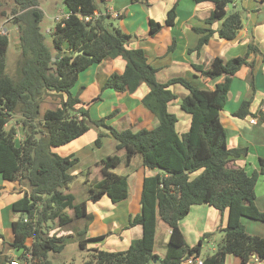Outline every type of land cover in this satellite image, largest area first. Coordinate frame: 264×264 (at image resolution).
I'll return each mask as SVG.
<instances>
[{
    "label": "trees",
    "instance_id": "16d2710c",
    "mask_svg": "<svg viewBox=\"0 0 264 264\" xmlns=\"http://www.w3.org/2000/svg\"><path fill=\"white\" fill-rule=\"evenodd\" d=\"M106 1L64 0L69 14L57 21L51 33L52 43L48 44L42 26L45 13L41 0H13L10 22L18 31L20 57L15 76H10L7 55L11 39L0 35V177L20 186L21 196L11 209L21 217L12 222L13 240L1 251L0 264H10L9 250L19 251L20 260L31 255L32 264H55L53 256L61 254L73 237L58 232L76 221L88 219L89 203L96 204L108 197L116 205L128 199L129 175L113 172L122 163L118 155L107 156L97 164L102 179L92 185L87 200L78 202L67 191L75 179L69 170L79 158L75 153L61 156L55 149L69 145L90 130L98 132L97 147L102 146L105 136H110L118 142L117 149L126 152L128 164L133 156L140 155L143 166L156 173L145 177L141 212L129 219L128 228L140 226L142 237L125 251L87 249L88 245L103 242L108 234L89 238L86 237L89 228H83L78 231L80 246L91 252L83 264H183L191 256H202L204 264H225L229 255L240 258L243 264L256 256L264 262V238L250 235L244 224L245 219L264 223V211L255 203L258 179L264 177V158L260 159L259 171L251 174L243 168H230L229 163L247 156L248 149L229 148L220 117L233 79L241 69L250 66L248 56L257 52V48L249 45L244 57L228 61L217 57L208 66L194 65L205 81L221 79L214 90L201 88L182 77L160 83L158 70L148 62L145 51L130 47L134 36L114 26L110 14L83 21L100 13L99 3ZM129 1L148 5L156 0ZM192 1L215 5L204 21L205 26L195 29L200 38L193 52L200 53L216 34L225 41L237 38L245 16L242 10L228 9L234 0ZM178 5L179 1L167 12L164 23L149 21L152 37L164 27L175 26ZM217 23L220 26L214 29ZM175 47L176 38L169 52ZM79 51L83 55L75 56ZM119 57L126 63L124 71L108 76L101 93L83 102L81 96L86 87L75 90L80 74L107 59ZM143 84L149 90L141 103L157 117L156 127L137 131L117 129L109 124L119 114L117 108L99 119L91 118L90 107L103 101L106 91L131 95ZM175 85L188 91L180 107L191 116V126L183 134L176 129L178 117L169 110L178 99L173 90ZM50 103H55L57 108H47ZM44 105L46 110L42 114ZM250 108L251 102L243 101L233 116L250 120L256 115ZM158 169H164L167 175ZM181 173L185 174L178 176ZM201 205L228 212L227 226L218 231L221 240L216 250L207 255H203L205 244L218 232L205 234L191 247L180 227L192 207ZM158 220L171 230L164 257L155 254ZM0 239H4L2 233Z\"/></svg>",
    "mask_w": 264,
    "mask_h": 264
},
{
    "label": "crops",
    "instance_id": "0c3cea01",
    "mask_svg": "<svg viewBox=\"0 0 264 264\" xmlns=\"http://www.w3.org/2000/svg\"><path fill=\"white\" fill-rule=\"evenodd\" d=\"M177 1H179V5L175 26L164 27L155 37H152L150 35L149 21L152 19L156 22L164 23L167 12ZM182 1L183 0H156L146 5L142 2L132 3L129 0H107L103 4L104 8L97 14H121V18L118 17L119 19L116 17L114 18V16L112 18L119 20V28H121L123 32L134 36V41L131 43L130 47L141 48L145 51L148 62L158 70L156 76L160 83H167L173 78L182 77L201 88L214 90L221 79L205 81L201 72L195 70L194 65L208 66L217 57L225 61L237 57H244L249 52V45L256 47L257 52H251L248 56L250 66L241 69L233 79L228 94V102L224 110L221 111L220 117L227 132L229 148L248 149L247 156L230 162L229 167L243 168L249 174L254 171H259L260 159L264 158V127L253 126L249 123V118L240 119L234 117L233 113L240 107L243 101L251 102L250 110L251 113L254 114L258 112L260 106L264 103V0H253V5L251 4L252 0H235L232 3V9H228L230 11L234 9L244 11L245 20L243 29L240 30L237 38L233 41L222 40L216 34L210 39L209 43L203 47L200 53L192 51L197 46L200 38V35L196 33L195 29L204 27L203 23L205 19L210 16L215 5L212 2L196 4L192 0L193 3L184 0V2L189 3L187 4L188 8H185V6L181 4ZM138 12L143 16V19L138 18ZM68 14L69 10L67 8L64 15ZM198 25L203 26L200 27ZM219 26L220 23L215 24L214 29H218ZM44 32L51 34L53 29L47 28L46 30L44 29ZM174 38H176V47L172 52H169V47L173 44ZM125 65L126 63L121 57L107 59L94 67V70H96V74H94L95 78H97L96 75L102 72L99 71L100 67H105L107 70L106 74L103 76L106 80L107 77L114 72H123ZM97 80L98 79L89 85L91 87L88 88L87 86L83 92L81 96L83 102H89L101 93V87L104 83L99 84ZM90 88L93 90V95L88 94ZM148 90V87L143 84L134 94L116 93V95L120 97L118 100L122 108H120L121 106L111 108V110L115 108L120 110L119 114L110 121L111 125L128 116L131 120L130 123H128L129 120L127 121L130 127H133L132 119L135 121L136 128L132 129L134 131L143 127H156L159 123L156 121L158 119L147 109L145 110L141 103L142 98ZM173 90L177 94L178 99L169 106V110L178 117L176 129L179 134H183L189 131L191 126V116L185 113L180 107L181 100L188 95V91L181 85L173 86ZM125 101L127 105L124 104ZM180 125L181 130H179ZM97 136L98 133L96 131L90 130L69 145L55 149V152L61 156H68L73 153L78 155L79 151L96 140ZM59 149H63V151L58 152ZM155 173L156 171L149 170L142 166L140 173L136 175L129 174V197L124 203H120L126 209L125 224L117 220L116 212L121 205L112 204L108 197H104L96 204H88V212L93 216L94 220L89 226L87 237L94 238L108 234L107 238L101 242V246H99L100 249L111 252L125 251L133 241L142 237L143 230L140 226L128 228L129 219L130 216H136L141 212L140 201L144 179ZM0 188L2 189L0 197V233L4 234L5 226L1 219V215H3L2 211L8 206L11 207L13 203L20 198L21 194L19 193L20 186L7 183L3 180ZM258 190L259 194L256 189L255 203L261 211H264V186L261 187V190ZM132 191H134L133 195L136 194L137 201L131 200L130 196ZM90 205L97 207L91 211L89 209ZM106 222L109 224L107 225ZM97 224L100 229H96L95 226ZM227 224V211L221 213L215 208L201 205L192 207L189 215L180 222V227L185 240L193 247L199 243L205 234L217 233L220 229H224ZM244 224L250 235L264 238V223L245 219ZM158 228L159 220L157 232ZM170 233L171 230L169 227L165 230L164 234L160 235L161 237L159 236L160 239H158L156 233L155 254L160 257H164L166 254ZM0 241H2V239H0ZM212 249L214 252L216 247ZM225 264L243 263L240 258L229 255L227 256ZM246 264H264V262H257L253 258V260Z\"/></svg>",
    "mask_w": 264,
    "mask_h": 264
},
{
    "label": "rangeland",
    "instance_id": "374dc122",
    "mask_svg": "<svg viewBox=\"0 0 264 264\" xmlns=\"http://www.w3.org/2000/svg\"><path fill=\"white\" fill-rule=\"evenodd\" d=\"M188 1L193 3L191 0H188ZM181 4L184 5L185 8H188L187 7V4H189L188 2H184L183 0ZM251 4L253 5V0ZM12 7H13V0H0V28L4 26L9 31V35L11 39L10 48H9L8 55H7V72L8 74H10V76L14 77L17 72V65H18V60L20 57V45L18 41L19 39H18L17 31L15 27L11 25V22H10L12 18L11 17ZM99 7L100 9L104 8L103 4H100V3H99ZM41 8L43 9L45 13V19L42 24L43 29L45 30L47 28L54 29L57 24L56 23L57 19L61 17L62 15H64L65 10L67 9V7L64 4V0H41ZM228 8L232 9V4H230ZM138 14H139L138 18L143 19V16L139 12ZM263 14H264V9H263ZM112 22L114 26L119 27L118 19H113ZM198 26L202 27L203 25H198ZM45 36H46V42L48 44H51L52 34L45 33ZM94 67L95 66L89 68L88 70L80 74L78 84L75 88L76 91L79 87H82V86H86V88L87 86L88 88L91 87L89 85L95 82L96 79H98L97 81L99 82V84L104 83L105 79L103 76L106 74V71H107L106 68L100 67L99 71H102V72L99 75H96L97 78H95L94 74H96V70H94ZM88 94L93 95L92 88L88 90ZM119 98L120 97L117 96L116 93L111 90L105 92L103 94V101L93 104L90 107L91 118L99 119L102 115L107 114L109 111H111L112 107L114 108V107L121 106L119 105V100H118ZM129 99L133 100L132 98H129ZM124 104H126V101ZM45 108L46 107L44 105L42 107V114H44L46 110ZM47 108L56 109L57 105L55 103H50L49 105H47ZM120 108H122V106ZM144 109L146 110L145 107ZM155 118L157 119L156 116ZM128 120H129L128 123H130L131 121L130 118L126 116L125 118L120 119L119 121H116V123L112 124V126L120 130L136 128L134 119H132L133 127H130L128 125L127 123ZM179 130H181V125L179 126ZM102 132L107 133L106 130H102ZM117 145H118V142L115 139H113L110 136H105L102 140L101 147H97L95 145V140H94L92 143L86 145L84 149L79 151L77 155V157L79 158V162L69 170V173L75 176V179L69 185V188L67 190L68 192L76 196L78 202L87 200L89 196V190L91 189L92 185L102 179L101 168L97 164L100 163V161L106 158L107 156L118 155L122 159V163L117 168L113 169V172L120 174V175H129V174L136 175L137 173H140L141 167L143 166L141 156L140 155L133 156L131 162L128 164L126 152L124 150H118ZM61 151H63V149H59L58 152H61ZM89 172H90V175H89ZM1 184H2V178L0 177V186ZM262 186H264V177L260 176L258 179L257 185H256L258 194H259L258 189L261 190ZM133 193L134 191L131 192V196H130L131 200H136V194L133 195ZM96 207L97 206L90 205L89 209L93 211V209H95ZM2 212H3V215H1V219L4 222L5 231L3 234L4 239L0 241V253L2 250H4V248H8L9 247L8 245L12 243L13 234H12V229H11V223L13 221L18 220L21 217L19 213L12 212V209L10 206L6 207V209H3ZM125 213H126L125 207L122 205L119 206V210L116 212V214H117V220L122 224H125L124 223ZM90 217L88 218L89 220L83 219V220L76 221L73 224L65 228H62L58 232L59 235L71 234L73 237L67 241L66 248L61 254L53 256L55 264H83L86 260L89 259L91 252L81 248L78 231H80L83 228L84 229L87 227L89 228V226L92 224L94 220L93 216H90ZM106 224L108 225L109 223L106 222ZM95 227L96 229H100L98 224ZM166 229H168L167 225L163 223L161 220H159V228L157 232L158 239H160L161 237L160 235L164 234ZM221 237H222V234L218 232L213 239L206 242L205 247L203 249V255L212 254L213 253L212 248L213 247L215 248L217 246V243L221 240ZM99 246H101V243H96V245H88L87 249L99 248ZM9 252H10L9 255L12 258H17L18 253H19V251H16V250H9Z\"/></svg>",
    "mask_w": 264,
    "mask_h": 264
},
{
    "label": "built area",
    "instance_id": "2783aa9c",
    "mask_svg": "<svg viewBox=\"0 0 264 264\" xmlns=\"http://www.w3.org/2000/svg\"><path fill=\"white\" fill-rule=\"evenodd\" d=\"M108 14H110L112 17L114 16V18L115 17L118 18L121 15L120 13L119 14L118 13H108ZM101 15H104V14H96L94 17H85V18H83V21L88 22V21L97 19ZM67 16L68 15L61 16L57 19V21L61 18H65ZM0 35H8L10 37L9 31L4 26L2 28H0ZM249 123L253 126L264 127V103L260 106L256 115L249 120ZM27 258H28L27 260H20L18 257L17 258H11L10 264H32V262H33L32 256L28 255ZM254 259L257 262H260V259L257 256L254 257ZM183 264H204V259L202 256H191L188 259H186L183 262Z\"/></svg>",
    "mask_w": 264,
    "mask_h": 264
},
{
    "label": "water",
    "instance_id": "95a60500",
    "mask_svg": "<svg viewBox=\"0 0 264 264\" xmlns=\"http://www.w3.org/2000/svg\"><path fill=\"white\" fill-rule=\"evenodd\" d=\"M68 54H69V52H65V55H68ZM79 55H83V52L79 51V52L75 53V56H79ZM158 172L163 174V175H167V171H165L164 169H158ZM183 174H185V173L178 174V176H181Z\"/></svg>",
    "mask_w": 264,
    "mask_h": 264
}]
</instances>
